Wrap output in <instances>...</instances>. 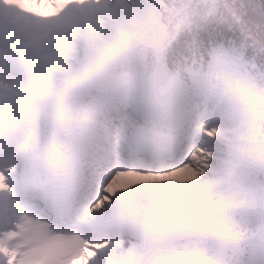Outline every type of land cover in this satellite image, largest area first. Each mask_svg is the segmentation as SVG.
Returning a JSON list of instances; mask_svg holds the SVG:
<instances>
[{"label": "snow or ice", "instance_id": "6c2138e0", "mask_svg": "<svg viewBox=\"0 0 264 264\" xmlns=\"http://www.w3.org/2000/svg\"><path fill=\"white\" fill-rule=\"evenodd\" d=\"M0 264H264V0H0Z\"/></svg>", "mask_w": 264, "mask_h": 264}]
</instances>
